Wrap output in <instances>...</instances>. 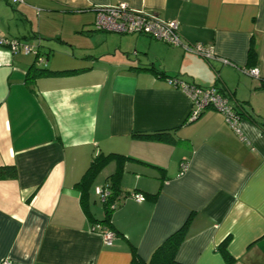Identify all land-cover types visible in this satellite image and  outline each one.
I'll return each mask as SVG.
<instances>
[{"label":"crops","instance_id":"obj_1","mask_svg":"<svg viewBox=\"0 0 264 264\" xmlns=\"http://www.w3.org/2000/svg\"><path fill=\"white\" fill-rule=\"evenodd\" d=\"M118 3L177 21L183 43L211 45L216 58L96 30L95 10ZM0 38L38 51L0 44V167L16 169L0 178V264H130L133 247L147 261L184 223L175 264H227L225 239L229 264H264V0H0ZM54 39L66 61L54 60ZM39 64L76 71L32 79ZM180 83L225 95L238 131L212 108L190 119ZM153 133L162 135L143 136ZM98 153L128 157L119 196L145 197L119 200L111 246L76 185ZM116 166L109 160L89 188L97 219L103 204L91 198Z\"/></svg>","mask_w":264,"mask_h":264},{"label":"built area","instance_id":"obj_2","mask_svg":"<svg viewBox=\"0 0 264 264\" xmlns=\"http://www.w3.org/2000/svg\"><path fill=\"white\" fill-rule=\"evenodd\" d=\"M12 3H22L23 0H9ZM94 27L99 31H113L123 34H143L160 40L170 46H181L185 51L192 52L206 59L216 58L212 46L201 43H183L178 32V23L175 20H161L155 14H148L140 10H133L125 3L114 6L99 7L95 10ZM0 44L9 46L12 50H22L25 54L36 53V49L29 44L19 43L15 40L0 38ZM40 61V59H38ZM223 63H228L222 59ZM237 69L252 77H259L257 67H237ZM179 87L189 97L192 110L190 119H195L201 111L212 108L219 111L225 117V121L235 131H238L239 117L228 104V99L215 87H199L195 84L180 83ZM186 168L185 162L180 163V171ZM108 190L103 187L95 188V195L102 201L108 196ZM130 197L137 201L144 200L140 193H133ZM92 229L98 232L107 246L113 244L116 234L111 229H102L101 225L95 224ZM1 264H11L8 258H4Z\"/></svg>","mask_w":264,"mask_h":264},{"label":"trees","instance_id":"obj_3","mask_svg":"<svg viewBox=\"0 0 264 264\" xmlns=\"http://www.w3.org/2000/svg\"><path fill=\"white\" fill-rule=\"evenodd\" d=\"M36 57L38 58V54H36ZM248 58H249V61H253L255 59V52L252 47L249 49ZM75 71L76 70H61V71L54 70L53 71V70L47 69L45 64L44 65L39 64L38 66H35V67L31 66L29 70L27 71V75H30L32 79H36L43 75L73 73ZM236 114L239 117V114L238 113ZM161 135L162 133H153V134H146L143 136L159 138ZM126 158L128 157H125L123 155H119L116 153H109V154L98 153L92 157L89 166L87 167V169L81 176L80 180L76 183V185L80 187V191H81L80 192L81 207L85 211L89 219L92 221V227L95 224H99L101 225L102 229L113 230L111 227L110 216H111L112 211L115 209V207H117L120 204L119 200L126 196H130L133 193H137L136 191H131V192H128L127 194H124L123 197L119 196L121 193V189H120L118 180L120 178V173L123 168L122 162ZM111 159H116L117 166H116L115 172H113L107 177V183L104 184V187L108 190L109 193H108V196L104 199V201H102L104 216L101 219H97L88 210L87 199L89 196V188L92 185L99 170ZM5 176H10V177L15 178L16 177L15 167L14 166L0 167V178L5 177ZM156 195L157 194H153V197H156ZM186 225L187 223H184L179 229L171 233L161 243H159L153 249L147 261L141 260L137 256L135 252V248L133 247L131 249L132 257H131L130 264H175L176 263L175 254H176L178 246L180 245V243L185 237ZM114 232L116 235L119 234L116 231ZM226 242H227V239L221 242L219 248H221V250L223 251L224 258L227 261V264H229L232 258L225 249Z\"/></svg>","mask_w":264,"mask_h":264},{"label":"rangeland","instance_id":"obj_4","mask_svg":"<svg viewBox=\"0 0 264 264\" xmlns=\"http://www.w3.org/2000/svg\"><path fill=\"white\" fill-rule=\"evenodd\" d=\"M53 42H54V47L55 46H57L56 48H55V50H56V52L54 53V55H53V57H55L54 58V60L55 61H57V59L58 60H63V61H66V57H64L62 54H61V52H63L64 51V49L65 48H61V46H59V43H58V41L56 40V39H54L53 40ZM59 47V48H58ZM66 51V50H65ZM32 54V53H31ZM43 56V55H42ZM106 170H110L109 168H107L106 167ZM94 195V197L96 196L95 194H93ZM93 200H96L97 202L99 201V198L96 196L95 198H91V201H90V204H92L93 202Z\"/></svg>","mask_w":264,"mask_h":264},{"label":"water","instance_id":"obj_5","mask_svg":"<svg viewBox=\"0 0 264 264\" xmlns=\"http://www.w3.org/2000/svg\"><path fill=\"white\" fill-rule=\"evenodd\" d=\"M37 52H38V51L36 50V53H35V55H36V54H38Z\"/></svg>","mask_w":264,"mask_h":264}]
</instances>
